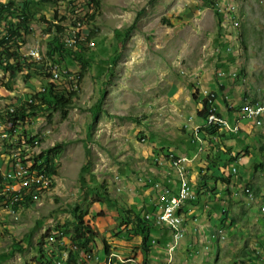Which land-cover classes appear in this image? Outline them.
<instances>
[{"label":"rangeland","instance_id":"1","mask_svg":"<svg viewBox=\"0 0 264 264\" xmlns=\"http://www.w3.org/2000/svg\"><path fill=\"white\" fill-rule=\"evenodd\" d=\"M9 1L22 8L24 0H0V3ZM72 1V4L70 0H60L29 6L33 12V32L20 38L24 43L19 52L33 61L34 66H42L40 60L53 37L46 19H52L56 10L53 21L56 28H72L74 14L83 17L84 0ZM213 1L214 8L204 0H101V14L90 22L83 20L82 37L94 34L85 41L89 51L84 55L90 57L87 61L90 65L81 81L77 84L82 68L79 65L73 64L70 73L59 72L52 66L58 89H63L66 96L70 90H77L64 119L60 110L50 117L48 110L29 113L8 133L6 112H14L21 102L30 101L32 94L41 90L42 80L33 75L24 79L21 73L10 77L8 71L0 68V192L3 188L15 189L28 175L36 178L32 168L34 158L56 144L62 145L55 160L57 175L49 179L37 169L41 181L20 186L21 204H12L7 194H0V264H39V261L45 264L61 248L69 250L71 233L63 232L73 229L76 215L72 209L76 205L80 207L78 212L87 211L85 220L98 232L89 262H94L97 255L98 261L93 264H105L103 239L114 249L113 253L135 259L140 237L129 235L128 226L122 221L123 211L150 213L140 206V200L144 202L149 189L157 188L154 182L158 187L166 185L160 182V177L166 174L170 179L176 178L170 156L191 159L184 166L194 180V189L196 185L210 186L197 195L200 208L204 203H215L210 199L212 191L222 192L226 184L231 183L233 196L241 192L240 187L250 189L251 196L242 194L236 203L224 199L221 204L225 215L230 210L238 214L235 223L239 229L228 224L224 233L253 243L256 252L251 251L248 264L260 261L264 252L256 237L260 234L264 237V119L259 125L250 122L246 138H242L240 128L235 135L244 141L234 138L235 147L230 150L222 143L223 130L211 137H199L203 136L205 123L196 110L200 109L202 99L212 93L213 104L224 117L228 111L236 116L243 103L264 101V0ZM229 5L235 6L230 23ZM216 10L222 16L220 26ZM2 24L0 19V32ZM34 52L36 58L28 55ZM32 68L25 72L33 73ZM195 126H199L198 131ZM214 139L215 143L220 142V150L217 148L220 153L221 149L228 152L223 155L226 161L216 160L215 166L211 163L212 167L206 169L200 152L213 147L210 141ZM228 155H233V160L227 165ZM198 157L204 160V165ZM45 159L43 156L38 162ZM245 159L247 166L236 163ZM18 161L24 166L7 178L5 173ZM86 164L87 174L82 171ZM233 167L236 173H231ZM82 173L86 180L92 173L94 185H105L110 199L104 201V197H95L90 191L83 194ZM243 208L245 216L241 213ZM118 209L121 217H117ZM102 210L103 214L97 215ZM223 222L215 224L216 228L226 229ZM184 227L178 252L190 249L189 238L197 229L192 230V225ZM47 231L51 236L42 237ZM152 235L156 239V234ZM40 242H46V248ZM17 245L23 249L11 253ZM208 245L209 250L203 249L209 254L204 263L214 264L216 246ZM42 248L47 258L40 251ZM83 257L79 255L78 261ZM110 257L113 259L114 255ZM141 260L125 264H144ZM226 260L230 264L243 261L247 264V257L242 261L236 253L229 254Z\"/></svg>","mask_w":264,"mask_h":264},{"label":"trees","instance_id":"2","mask_svg":"<svg viewBox=\"0 0 264 264\" xmlns=\"http://www.w3.org/2000/svg\"><path fill=\"white\" fill-rule=\"evenodd\" d=\"M60 0H24L22 8L15 6L14 1H9L7 3H0V19L2 20V31L0 32V68H3L5 71H8L10 77H15L17 74L21 73L24 79H28L32 75L42 80L41 88L43 90H38L34 92L31 96L30 101H23L19 106H16L14 112H10L9 110L6 112L7 119H14L17 120V123L20 120H24L28 117L29 113L37 114L38 112L44 110H48L49 114L48 117L52 115L54 111L60 110L61 116L64 119L68 113V109L72 107L73 99L77 95V90H70L67 96L64 93L63 89H58L56 84V79L52 76V66H55L59 69V72L63 73H70V68L73 64L79 65L81 71L79 72L77 84L81 81V77L83 76L84 70L90 64L87 62L90 57L85 56L84 53L89 51V46L85 45V41L87 42L91 36H93L94 32H91L89 35H86L84 38L82 37V33L80 34L79 40H76L74 46H68L65 37L70 33L72 28L69 26L56 28V25L53 21L56 20L57 11L55 10L52 16V19L47 18L46 23L48 25V32L49 34H53V37L50 41L47 42V48L45 52V56L42 57L40 63L42 64L41 67L34 66V62L25 58L22 54H20L19 50L24 43V39L20 40L24 35L33 32L31 28V22L33 20V12L29 9L30 5L34 6H41L44 5L45 2L47 3H58ZM87 7V12L83 15V17H77L78 21H81L83 26L85 25L84 19H88L86 22H90L94 20L97 16L101 14L100 6L101 0H84ZM73 1L70 0V4ZM204 3L214 8L216 3L213 0H204ZM217 25L220 26L222 16L218 12L215 11ZM74 23V22H73ZM74 25V24H73ZM73 27V26H72ZM222 31V28L219 29ZM222 34V33H220ZM39 62V61H37ZM50 63L49 67H46V64ZM36 65V64H35ZM33 67V68H32ZM32 68L33 73L25 72ZM213 94V93H212ZM215 98V94L213 96H206V98L202 99L200 109L196 110V114L199 118L203 120L207 118L210 111L215 112L217 115H220L216 111V107L213 104ZM100 103V102H99ZM98 108L99 106L96 105ZM96 108V109H97ZM98 111V109H97ZM96 112L94 116H96ZM14 131V128H7V132L10 133ZM219 132V128L217 126H208L205 127L204 130L201 132L203 136H199L200 138L204 139V135H208V137L213 136L216 132ZM215 139L211 140L213 147L209 146L205 148L203 152H200L201 157L207 162L206 169H210L211 163L215 166L216 160L226 161L224 160V154L226 155L228 152L221 149L222 153L218 151L220 150V146L217 141L215 143ZM222 147V146H221ZM218 148V149H217ZM62 150L61 144H56L48 148L44 153H40L37 155L33 160V167L38 169L41 173H43L44 177H48L51 179L53 176L57 175L56 168H55V160L58 157L59 152ZM202 151V149L200 150ZM199 153V152H198ZM247 153V152H246ZM247 155V154H245ZM43 156H46L45 161L38 162ZM229 160L225 164L231 163L233 160V155H228ZM200 157V158H201ZM201 158V159H202ZM228 159V157L226 158ZM214 162V163H213ZM260 166L262 164H259ZM257 166V164L255 165ZM88 164L84 166L82 169L83 173L87 171ZM82 173L81 177V187L82 193H94L95 197H104V201L108 200L109 193L106 189V186L103 184L94 185L95 179L94 175L91 173L90 179L86 180L87 177L85 174ZM87 174V172H86ZM90 174V172L88 173ZM94 180V181H93ZM227 181V179L225 180ZM201 182V181H200ZM155 183V182H154ZM205 184V182H203ZM201 183V184H203ZM207 183V181H206ZM208 184V183H207ZM205 184V186H197L196 191L198 196L201 195L206 189H210V186ZM204 187L206 188L204 190ZM40 190L45 191L46 188L40 187ZM94 191V192H93ZM226 192L230 194L229 188L226 189ZM8 195V194H7ZM25 198L28 200V196L25 195ZM110 199V198H109ZM96 202H101L99 199L95 200ZM22 199L19 200L16 204H21ZM80 207L78 205L74 206L72 211H74L76 217L73 223V229L71 231H65L64 233H71L70 241L76 244L77 252L76 253H69V257L67 259V264H93L96 263L98 259H93L94 262H89L91 258L89 252H92L93 244L95 239L98 237L97 230L90 224L89 220H85L86 212H78ZM148 210V208H146ZM126 216H124L125 214ZM103 210L98 212L97 215H102ZM118 217H121L120 209H118ZM123 224L128 226V231L130 232L129 235L131 237L139 236L140 237V244L139 248L142 254V260L145 264L147 262L148 255L151 251V238L152 234L156 233L155 224H153L149 219L145 217V213L139 215L137 212H134L132 209L127 211H123ZM50 232L47 231L42 237L49 238L51 235ZM152 233V234H151ZM43 244L40 242V246ZM47 243L45 242L43 245L45 246ZM71 244L70 246H72ZM64 247V246H63ZM15 249H23L21 246L17 245L16 248L10 250L12 253ZM60 249V248H59ZM74 245L70 250H75ZM61 250L67 251L66 249L61 248ZM102 250L104 254H110V246L106 242L105 239L102 240ZM43 254L45 253L43 248L40 250ZM79 255L84 256L83 258L79 259ZM47 258V257H46ZM52 258V259H51ZM48 264H54L53 256L48 258ZM106 261V260H105ZM39 264H44L43 262L39 261ZM125 264V263H121Z\"/></svg>","mask_w":264,"mask_h":264},{"label":"crops","instance_id":"3","mask_svg":"<svg viewBox=\"0 0 264 264\" xmlns=\"http://www.w3.org/2000/svg\"><path fill=\"white\" fill-rule=\"evenodd\" d=\"M231 114H232V112H230V111L227 112L226 117L231 118ZM248 127H249L248 123L242 127V130H241V131H243L242 132V136H243L242 138L247 137V128ZM234 138L237 140H240V142L244 141V140L242 141L240 139L241 138L240 136H235V135L230 136V135L223 133L221 131L222 143L224 145L228 146V147H226L227 149L232 150L235 147L236 142H234ZM228 139H230V141L227 143H224V140H228ZM231 146H232V148H231ZM198 159H199L200 163L202 164L204 160H202L199 157H198ZM241 163L244 166H247L246 163H248V162L245 159ZM202 165H204V164H202ZM246 172H247V169H246ZM159 180H160V182L168 185L172 190L176 189L177 178L170 179L165 174L164 176L160 177ZM191 180L193 181V184H194V180L193 179H191ZM224 184H226V183H224ZM229 186H231V183L226 184V188L224 190H222V192L218 191L217 189L212 191L213 195L210 197V199H214L215 203H213L212 201L208 205H205V203H204L202 208H200V206L198 207V205H199L198 202H192V203L190 202V203H187L186 205H184L183 211L186 213L184 225L185 226L192 225V230H193V227H194V229H196V228L197 229L193 230L194 235L190 236L193 238V239L191 238L192 242L189 238L190 249L185 248L183 250L184 253L178 252L176 250V255L172 259L173 264H206V263H204V260L207 258V255H209V254L207 251H204L203 249L209 250L210 246L209 245L207 246V244H210L212 246H216V257H215V263L214 264H219L222 262H226V264H230L226 259L228 258L229 254H231V253H236V254L240 255L242 261L247 257V264H248V260L251 257L250 256L251 251L252 252L255 251L253 243L244 241L243 238H240L239 236H236L234 234H232V236H229V235H226L224 233L227 230L228 224H232L231 227L235 226L236 230L239 229L236 226L237 224L235 223V217L238 216V214L236 212H233V210H230V211L226 212V215L222 214V212H221V208H222L221 204L224 203V199H232L233 203H236L241 199L239 197L240 195L236 196L234 194L235 196H233L232 190H230V189H229L231 192L230 194H228V192H226V189L229 188ZM220 189H223V188H220ZM223 191H224V193H223ZM143 196H145V195H143ZM148 196H146L147 199L144 202L142 200H140V202H141L140 206H142V208H144V209L148 208V210L156 211L158 209L157 191L155 189L154 190L149 189ZM211 209H213V211ZM241 213L245 216L246 215V209L243 208ZM221 222L225 223V225H226V229L223 230V234L225 236V237L223 236L224 239H220L218 236L212 237L210 239V241L208 243H206V241H207L206 234L208 233V230L216 229V228H214V227H217L215 224H217V223L219 224ZM155 228H156V233H155L156 239L155 238L153 239L154 241H153L152 250L150 251V254L148 255V258H147V262L145 264H166L167 254H166L165 245L169 239V234H168L167 230L164 229L163 227L155 226ZM135 237H136V239H139L138 236H135ZM256 238L258 239V242H262L260 244V248H262V250H263L262 253H263L264 252V237H262V235L260 234V235H257ZM221 241H223V242L220 243ZM194 246H196V248H194ZM179 247H181V243H180ZM137 250H138L137 251L138 255L135 256L136 258L134 261H136V260L139 261L143 257L142 254L139 252V249H137ZM141 261H143V260H141ZM232 264H236V263H232ZM243 264H246V262L243 261ZM255 264H264V254L261 255L260 261H258Z\"/></svg>","mask_w":264,"mask_h":264},{"label":"built area","instance_id":"4","mask_svg":"<svg viewBox=\"0 0 264 264\" xmlns=\"http://www.w3.org/2000/svg\"><path fill=\"white\" fill-rule=\"evenodd\" d=\"M84 5H85V10L83 11V15L87 12V7L86 3L84 1ZM229 7V23H230V15L232 14V8L233 6H228ZM75 13L78 12V10L74 9ZM73 27L70 30V33L64 38L67 45L71 46V44L75 43L76 40H79L80 34L83 33V24H81V21L77 20V15L74 14V23H73ZM233 24L235 23H231L230 25L233 26ZM226 25V24H225ZM28 55L32 58H36V52L34 53H28ZM52 76L53 78H55L53 70H52ZM41 90H43V88H41ZM264 115V101L263 102H256V103H244L238 112V123L241 120H249L252 119L254 120V122L259 125L261 124V117ZM7 122V128H17V120L14 119H6ZM212 124H218L215 122V120H213V113H210L207 117L206 120V125H212ZM219 128L223 129V130H228L229 133H236L239 130V125L237 126H230V127H221L219 125ZM198 129V127L196 128ZM170 162L172 164V166L175 168L177 175L179 173L180 170V166L184 165L185 162L189 161L186 157H181V158H177V159H172V156H170ZM24 164L22 162H13L12 166L10 167V169L5 173V176L7 178L12 177L15 173L18 172V170L21 169V167H23ZM34 171H36V178H29V175L25 177L24 181L18 185V187H16L15 189H7V188H3L2 192H0V194H8L9 199L11 201L12 204L16 203L17 197L20 195V186L24 183V182H36V181H41V175H37V169L34 168ZM236 168L233 167L232 168V172L236 173ZM164 189H168V188H163L160 195H159V202L160 204H163L164 201H172V208L169 214H158L156 215V223L159 225H164L166 226L170 232H171V245L169 248H167L168 251V255L170 258V252H174V250L176 249V240L181 239L183 237V235H179L177 234L176 228L174 227V217H182L183 216L179 213H177L176 211V204H178V199L180 197H187V200L193 199V193L194 191L192 190V195H185L183 194V186H178L177 191L175 193H172V198L171 200H163V191ZM241 191L245 194H249L250 189H248L247 187H242ZM43 248H46V244ZM69 257V251H66L63 255H58L56 257V262H54V264H67V259ZM120 254L116 253V259H120Z\"/></svg>","mask_w":264,"mask_h":264},{"label":"clouds","instance_id":"5","mask_svg":"<svg viewBox=\"0 0 264 264\" xmlns=\"http://www.w3.org/2000/svg\"><path fill=\"white\" fill-rule=\"evenodd\" d=\"M229 6H233V5H229ZM234 8H235V6H233ZM226 8V7H225ZM224 8V9H225ZM224 16V15H223ZM235 16H237L236 15V9H235ZM237 20H238V18H237ZM212 96H213V94H212ZM256 103V102H255ZM244 104V103H243ZM242 104V105H243ZM251 104H253V103H251ZM241 105V106H242ZM240 106V107H241ZM240 107L238 108V110H237V113H236V116L232 113L231 114V118H229V117H224V116H221V115H218V116H221V117H223V118H227L230 122H234L235 120H237V118H238V112H239V109H240ZM217 111V110H216ZM229 112V111H228ZM210 113H215V112H213V111H210ZM209 113V114H210ZM208 114V115H209ZM216 114V113H215ZM217 115V114H216ZM208 117V116H207ZM234 117H236L235 119H234ZM263 119H264V115L261 117V124L263 123ZM206 120H207V118L206 119H204L203 120V123H205V125H204V127H208V126H216V125H206ZM243 122V123H242ZM250 122L252 123L253 122V124H255V125H257L255 122H254V120H252V119H249V120H241L239 123H238V125H239V130H238V132L240 131V128H242V126L243 125H245V124H250ZM198 128H199V126H197ZM196 126H195V128H197ZM218 127V126H217ZM219 128V127H218ZM219 130H223V129H221V128H219ZM197 131H198V129H197ZM223 131H225V130H223ZM238 132H236V133H229V132H224V133H226V134H228V135H230V136H234L235 134H237ZM236 136V135H235ZM182 157H186V156H182ZM187 158V157H186ZM174 159H177V158H174ZM189 161L191 160V159H189V158H187ZM189 161H187V162H189ZM236 163H240V164H242L241 162H236ZM172 165V164H171ZM176 171V170H175ZM187 171V170H186ZM188 171H187V175H188ZM231 173H233L232 171H231ZM176 178H177V186H176V189H174V190H172L168 185H161L160 187H158L159 186V184L158 183H154V186L155 187H157L155 190L157 191V200H158V209L156 210V211H153V210H148V212H150V213H146L145 214V217L147 218V219H149L153 224H155V226H160V227H163L164 229H166L167 230V232H168V234H169V239H168V241L170 240V235H171V232H170V230L166 227V226H164V225H159V224H157L156 223V215L158 214V212L160 211V202H159V195H160V193H161V191H162V189L163 188H168L172 193H175L176 191H177V188H178V175H177V172H176ZM188 178H189V176H188ZM189 181H190V184H191V187H192V190L194 191V193H195V197H194V199H190V200H187V201H185L181 206H180V208L177 210V213H179V214H181L182 216H183V236H184V233H185V228H184V220H185V212L183 211V207H184V205H186L187 203H192V202H196L197 201V191H196V189H194L193 187H194V184L193 183H191V178H189ZM247 187V186H246ZM240 188H242V187H240ZM242 194H245V193H243L242 191L240 192V193H238V194H235L236 196L237 195H242ZM247 195V194H246ZM239 196V197H240ZM199 197V196H198ZM197 198V199H196ZM147 212V211H146ZM221 212H222V214H224L225 213V209H223V208H221ZM214 228H216V227H214ZM210 233H213L214 234V237H219L220 239H224L223 238V236H224V234H223V230H221V229H212V230H208V233L206 234V239H207V241H206V243H208L209 241H210V237H209V234ZM139 237V236H138ZM225 237V236H224ZM47 238V237H46ZM46 238H45V240H46ZM183 239V237L180 239V241H179V243H178V245H177V247H176V249L174 250V252H173V256H172V258H169V255H168V251H167V243H168V241L166 242V245H165V249H166V254H167V261H166V264H173V262H172V259L174 258V256L176 255V250L178 249V247H179V245H180V243H181V240ZM153 238H151V244H152V246H153ZM69 242L71 243V244H74V243H72L70 240H69ZM44 244V243H43ZM43 244H42V247H43ZM140 244V243H139ZM74 245H76V244H74ZM152 246H151V250H152ZM139 250H140V248H138ZM44 251H45V253H44V256L46 257V250L44 249ZM111 251H114V249L113 248H111L110 247V252ZM141 251V250H140ZM71 252H73V253H76L77 252V247H76V249L75 250H69V253H71ZM115 252V251H114ZM88 254H90L91 255V257H93V254H92V252L90 253H88ZM119 254V253H118ZM150 254V253H149ZM107 254H105V256H106ZM121 255V254H120ZM122 256V255H121ZM91 257H87V258H91ZM128 259H130L131 261H129V262H133V263H137L136 261H134L135 259L134 258H131V257H127ZM94 259H98V257H97V255L94 257ZM168 261H169V263H168ZM126 263V262H125ZM45 264H48V263H45ZM121 264V263H120Z\"/></svg>","mask_w":264,"mask_h":264},{"label":"bare ground","instance_id":"6","mask_svg":"<svg viewBox=\"0 0 264 264\" xmlns=\"http://www.w3.org/2000/svg\"><path fill=\"white\" fill-rule=\"evenodd\" d=\"M93 45V44H92ZM91 46V45H90ZM238 119V118H237ZM213 120H215L216 123L218 124H212V125H216L219 127V125L221 127H230V126H237V122H230L227 118H223L221 116L216 115L215 113H213ZM232 125H231V124ZM226 132H228V130H225ZM178 186H183V194L185 195H192V187L187 175V171L185 169L184 165L180 166V170L178 173ZM249 195L251 196V193H249ZM195 197V193H193V199ZM172 198V192L169 189H164L163 191V200H171ZM20 200V197H17L16 203ZM187 201V197H180L178 199V204H176V211L180 208V206ZM172 208V201H164L163 204L160 205V211L159 214H169ZM183 218L182 217H174V227L176 228L177 234L179 235H183ZM171 236V235H170ZM209 237L212 238L214 237L213 233L209 234ZM180 239L176 240V247L179 243ZM74 245V244H73ZM72 245V246H73ZM171 245V237L170 240L167 243V248H169ZM72 246L70 248H72ZM69 248V250H70ZM74 248H76V245H74ZM67 250V251H69ZM60 253L57 252V254L54 256L53 255V259L54 262H56V257L58 255H63L66 251L65 250H61L60 249ZM111 255H114L113 259H111ZM173 256V252H170V258H172ZM105 264H120V263H125V262H129L131 261L128 258H123L120 257V259H116V254L113 253V251L110 252V254L105 256ZM169 263V261H168Z\"/></svg>","mask_w":264,"mask_h":264}]
</instances>
